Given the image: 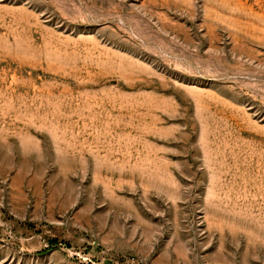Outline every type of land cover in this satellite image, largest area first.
I'll use <instances>...</instances> for the list:
<instances>
[{"label": "rangeland", "instance_id": "374dc122", "mask_svg": "<svg viewBox=\"0 0 264 264\" xmlns=\"http://www.w3.org/2000/svg\"><path fill=\"white\" fill-rule=\"evenodd\" d=\"M0 264H264V0H0Z\"/></svg>", "mask_w": 264, "mask_h": 264}]
</instances>
